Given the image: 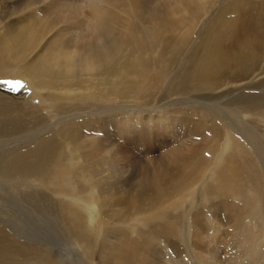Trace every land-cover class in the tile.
<instances>
[{"label": "rangeland", "instance_id": "374dc122", "mask_svg": "<svg viewBox=\"0 0 264 264\" xmlns=\"http://www.w3.org/2000/svg\"><path fill=\"white\" fill-rule=\"evenodd\" d=\"M52 1L53 0H51V2ZM138 1L139 0H137V1L136 0H119V3H113L112 2V5H113L112 9L115 10V11L113 10L114 12H112V13H118L119 10H121L123 13L126 14L124 24L122 23L120 17L117 14H116L117 18H113L118 23V27H116V26H114L108 22V26H109L110 31L112 33H114L115 35L119 36V42H118L119 46L117 48V51H116V54L114 57L117 60V61L115 60V63H114L116 65V69L113 70V72L111 73V77H110L111 79H109V81H111L112 84H114V85L112 86L113 87L112 92H109V93L103 92L104 91L103 89H105L108 85L106 80H105V82H102V83H107V84H105L106 87H105V85L104 86L100 85V87L97 85L96 91L103 92V93H101L99 96L96 97V99H94L96 101L99 100L97 103L103 104L104 102H102L100 100L105 99V97L107 96L106 98H111L113 100V102L110 101V104H106V105H108L107 107H109V106L115 107L116 105H121L120 107L123 108L121 110L114 111V115L116 118L114 119V121H113V119H110L108 121L107 125H110V127L108 129L109 134H110L109 135L110 140L116 144H120L121 146H125L128 149V152H127L128 159L126 160V162H127L126 163V169H127L126 175L127 176L125 175V178L122 179L121 184H113L111 179H109L108 182L100 183V184H102V185H100V187L102 186V188H100V194L101 195H97V197L100 200L97 201L98 200L97 199L96 202L98 203V205L101 208L100 207L95 208V205L91 202V201H93L92 199L90 200L91 204L89 206H87L86 204H88V203H84L81 200L78 201L79 199L76 196H65V193L63 194L62 192H60V190H56V191L54 190L55 186L61 185V184L62 185L68 184L71 181V179L73 181L81 180V182H87L88 178L86 176L85 177L82 176L84 173H86L85 172L86 170L83 171L79 166L82 164V160H86V163H91L93 161H99V163H100V160H101L100 156H102L104 154V150H106V149L108 150V148H107L108 146L105 145L106 142L101 139V137L103 136V134L100 133L101 127H103L101 124V121H97V122L93 123V125L101 126L98 131H96L97 129H94L91 126L92 123L84 124L83 125L84 127L82 126L83 128L79 126V128H81V129H79V131H81V133L83 132L84 134H85L86 130H88L92 127L96 131V135L99 139L94 140V142L90 145H85L83 142H81L84 139L80 138L79 135H76V134L73 135L72 137L69 136V137H64L62 139V141H61L62 152L65 154H72V156L74 157L73 162H74V164H78L79 168L78 169H72V170H74L73 172H72V170L68 169L70 176L72 175L71 177L66 176V169H62L60 171L59 175L57 176V178L53 182L46 184V186H47L46 191L48 190L47 193H51V192L55 191V194L46 195L47 198L46 197L45 198H46L47 202H49L48 203L49 207H51L52 201L54 199V200H57V202H59V205H62V207L64 205V209L66 207H67L66 209H68L70 206H72L76 210L80 211L82 213L81 214V217H82V223L81 224L83 226H85L83 229L85 231H87V233L81 234L78 231L74 232L73 229L71 231H67L65 229L64 234H62L61 230L58 229L56 222L54 221V218H52L53 212H52V210L50 211L49 208L46 210V212L44 210H42L44 214L42 213V211H40L43 214L42 220L44 222L41 220L42 214L40 215V217L39 216L36 217V215H35V217L33 218L34 220H30L31 218L26 217V214L24 211L25 208H24V205H22L23 203L18 200V197L20 195L14 194L12 192L9 193L10 192L9 190H1L0 191V219H1L0 220V230L5 233V234H3V236H4L3 239L5 241V239L8 237L9 242H10V240L16 241L18 243L25 242V244H27L28 246L31 245L33 248L32 250H35V251L40 250V248L45 249L46 253H43V258H44L43 264H68V263L69 264H210V261H212L211 262L212 264H214V263L215 264H220V263L221 264H251V263L252 264H264V186H263L264 185V183H263V181H264V169H263L264 166L261 165L262 164L261 160L258 157H256L255 152L251 148V145H254V144H260V145L264 146V105H262V104H264V99H263L264 98V91H263L264 90V81H263L264 80V72L261 76H255V78H253V82L255 84L252 82L251 86L249 85L246 87V86L240 85V87L236 90H235V87H232L231 92H227L226 94H223L224 92L222 89L211 92L214 95H220L219 99H207V97H205L211 93L197 94L194 92L191 94L189 93L187 95H181L182 97L179 96L178 94H175L174 91H170L168 89L166 81L168 79V76H170V74H173L175 72L176 69H173V68H177L179 63L172 66V70L169 73H168V71L163 72V70H162L167 66V60H168V58H170L172 49L175 47V45L177 43H179V44H177L179 50L180 51L183 50L182 52H180V55L182 56V54H185L188 51L190 45L192 44V41H194L196 39L195 35L199 31L200 25L204 21H206L209 18V16H211L212 13H214V15L216 14V12L218 11L219 7L221 6L223 0H214V1L213 0H170L169 2H167L168 4L166 3L161 7V10L165 9V11H163L162 14L159 15L158 18L156 17L155 19L145 17V10H144L145 8L143 6V3H141V2L138 3ZM177 1H179V2L176 4ZM251 1L253 3H264V0H251ZM8 2L10 3V5H8L6 7V6H4L5 4H3V2L0 0V22L3 20L5 22H10V21H14L17 18H19V16H28L33 10L35 12V9H36L35 6L37 8L41 7L40 9L38 8L39 11L36 12L37 14L35 13L36 14L35 18L38 17L37 19H39V16H40L41 22H37L35 27H33V25L30 24V32L34 33V39L36 40L35 43L38 45L36 46L35 43L32 44V41L34 39L31 42L27 43V46H25L26 51L23 52V54H21L19 58L24 57L23 58L24 60L25 59L28 60V59L32 58L33 56H35L38 49L40 48V44L43 43V41L47 37H49L54 32V30H56V29L62 30L61 32H63V34H61L62 35L61 37L63 39L65 38V36L69 35V31L66 28L68 26L67 20L60 18L59 21H52L50 15H54L55 13L52 11L50 12L49 9H46L50 5H48V4L45 5V3L42 4V2H39L38 4H40V5L35 3L34 6L33 5L30 6V5H27L26 3L22 2V1L20 3V0H15V2H14V0H8ZM58 2H59V0H58ZM173 2H174V5H173L174 7L172 6ZM108 3L110 4L111 1H109ZM137 3H138V5H137ZM140 4L142 6H140ZM42 5H44V6H42ZM2 6H4L5 8ZM22 6H23V8H21ZM133 6H135V7H133ZM168 6H169V8H168ZM188 6H189V8H188ZM248 6L253 7V5H248ZM85 7L86 6H82L83 11L87 10V7L86 8ZM97 7L98 8H96V11L99 12V10H101V5H97ZM132 8H134V10ZM136 8H138V9H136ZM25 9L26 10L28 9V10L24 11ZM38 9H36V10H38ZM142 9L144 10L143 13H142V11H143ZM51 10H53V9H51ZM185 10H187V11H185ZM177 11H179L180 14H178ZM34 12H32V13H34ZM182 12L183 13L185 12V13L183 14ZM45 13H47V14H45ZM169 13H170V15H169ZM45 17L46 18L48 17L46 20L47 22L43 21V19L45 20ZM144 18H145L146 22L143 20ZM169 18H171V19L169 20ZM179 19H182V20L179 21ZM214 19L215 18L212 19L211 23L213 22ZM163 20L166 21L167 23H165ZM175 20L179 21L176 25L174 23ZM140 21H141V23H139ZM28 22H30V21H27L26 23L21 24V26L26 27L28 25L27 24ZM44 23H45V25H44ZM171 23H174V24L172 25ZM141 24H142V26H141ZM167 24L172 25L173 27L172 26L170 27ZM38 25H39V27H38ZM42 25H43V27H42ZM136 25H137V28L139 27L141 29H137ZM38 28H39V30L37 33L35 31ZM135 28L137 29V31ZM0 30H1L0 32H2V24H0ZM134 31H135V33L136 32L137 33L134 34ZM161 31H163V32H161ZM118 32L120 33V35ZM176 38H178L179 39L178 41H180V42L176 41L177 40ZM186 38H187V41H186ZM185 41H186V43H185ZM45 53H46V56L48 55L47 57L54 56L52 54L53 48H52V50L48 49V52L46 51ZM120 53H121V55H120ZM60 55H62V54L60 53ZM180 55L177 58H180L181 57ZM118 56H119V58H118ZM124 57H126L125 62H123ZM136 58H138V59H136ZM127 59H129V60H127ZM11 60H9L11 62L10 63L11 65L9 64V67L15 65V63L12 62ZM119 61L123 62L122 65ZM145 61H146V63H145ZM148 61H150V62L148 63ZM138 62H140L142 64L141 65L137 64ZM163 62L165 63L164 66H162L164 64ZM147 64H149V65H147ZM261 64L263 65L264 62H261ZM126 65H127V67H126ZM142 65H144L145 67L147 65L146 68L149 67V69L146 71V68ZM139 67L140 68L144 67L145 69L142 68V71H140L141 69H139ZM150 67H151V69H150ZM162 67H164V68H162ZM128 68H130V69H128ZM143 70L146 71V73ZM149 70L150 71L152 70V71L150 72ZM148 71H149V73H148ZM125 72L126 73L129 72V74L127 73L128 74L127 75ZM152 72H153V74H152ZM6 73H8V69H5V71L0 70V81L9 80L8 76L4 77L5 75H7ZM150 73H151V75H150ZM119 74H122V75L119 76ZM134 74H135V76H134ZM139 74H141L143 78L141 77V75L139 76ZM154 74H155V76H154ZM156 74H157V77H156ZM131 75H132V77H130ZM158 75L160 77H158ZM114 77H116V79ZM124 77H127L130 81H132L133 85L131 84L132 87H130L131 89L129 90V93L126 95V98H125L126 101L124 100L123 102H120V103H122V104H120L119 101L117 100L118 90L122 86V81L124 80ZM146 77H148V78H146ZM154 77H156V78H154ZM13 78L14 77H10V80L15 79V78L14 79ZM132 78H134L135 80L137 79L138 82H140V81L141 82L135 83L136 81ZM144 78L147 79L148 83L146 82V80ZM16 79L18 80V78H16ZM164 79H166V81ZM142 81H144V82H142ZM259 81H261V82H259ZM18 82H19L18 86L20 88L21 93L19 95H15V97H13L12 99H14L17 102H21V104H19V106H16V108L12 109L13 111L11 110V113H13L12 117L15 118L14 121H16L17 123L21 122V123H26L27 125H30L29 130L32 129V127L36 128L39 125L46 123L47 125H49V127H48L49 128V134L53 133L60 125V122L58 121V119H60V117H62V116L70 115V114H59L58 112H59V109H61V107H58V106L55 107L56 105H53L52 107L49 108L47 106L48 102L45 101L46 91L45 92L43 91L40 93L36 92L26 78L18 80ZM227 82H228V80H227ZM242 82H245V80L238 81V84L242 83ZM142 83H146V85H142ZM163 83H165V84H163ZM257 83L259 86H256ZM135 84L137 86L140 85V86H138V89L142 88V86H143V89H139V90L137 89V91H136L137 86ZM102 86H103V88H102ZM156 86H158L157 87L158 89L156 88ZM95 87H96V85H95ZM144 87H145V89H144ZM150 87H151V89H150ZM223 88H225V87H223ZM133 89H134V91H133ZM166 89H167V91H166ZM105 90L107 91V88ZM162 90H163V92H162ZM33 91H35V92H33ZM135 91H136V94L132 93ZM143 91H145V93ZM156 91H158V92H156ZM165 91H166V93H165ZM142 92H143L144 96H142L143 95V94H141ZM154 92H156V95ZM111 93H114V94H111ZM138 94H141V96H139ZM165 94H166V96H165ZM101 95H102V97H101ZM108 95H109V97H108ZM172 95H174V96H172ZM189 95L191 96V98ZM129 96H130V98H129ZM175 96H177V97H175ZM187 96H188V98H187ZM113 97L115 99H113ZM163 97L166 99H164ZM172 97H174V98H172ZM259 98H260V100H259ZM231 99L232 100L238 99V104H239L238 109L241 110V114L244 116V117L242 116L243 120L241 119L240 114H238L239 115L238 116L236 114L235 110L228 107L227 104H229V100H231ZM131 100H133V101H131ZM140 100L141 101L143 100V101L141 102ZM242 100H243V102H242ZM42 101H44V102H42ZM143 102L147 103L148 105L143 103ZM187 102H190V103H188L189 106H187L188 105ZM226 102H228V103H226ZM191 103L193 104V106L191 105ZM197 103H200V104L198 105ZM182 104L186 108L183 107ZM204 104H207V105L210 104V105L206 106ZM174 105H175V107H174ZM22 106H23V108H22ZM251 107H253V108H251ZM24 108L27 110H25ZM63 108H64L63 110L66 112H73V111L77 110V108H75V107L73 108V107L68 106V105H63ZM83 108H84V106H83ZM210 108H212L213 110ZM228 108H229V110H228ZM19 109H20V111H19ZM94 109H96V107L93 105L85 106V110H87V111L94 110ZM97 109L100 110L99 108H97ZM122 110H123V112H121ZM139 110H140V112H139ZM186 110H187V112H186ZM211 110H212V112H211ZM21 111H22V113H20ZM35 111H36V113H34ZM118 111H120V112H118ZM122 114H123V116H122ZM124 114L127 116H124ZM135 114L138 116H136ZM233 114H234V116H233ZM27 115H28V117H26ZM85 116L90 117L89 115L88 116L85 115ZM118 116H120V117H118ZM46 117H47V119H46ZM176 117L182 121L181 124L176 122ZM0 118H2V117L0 116ZM2 119H5V118H2ZM157 119H158V121H157ZM10 120H11V118H10ZM10 120H8V122H4V123L1 121V123H0V139H2V138L6 139L7 137L10 138L13 136V134H10L11 132L9 129L12 128L11 123H13L14 121H12L10 123ZM22 120H26V121H22ZM150 120H152V121L150 122ZM153 120H154V122H153ZM166 120H168V122H166ZM113 123H114V125H113ZM122 123L124 124V129L126 130V132H128V135L120 138L118 135V131L120 130V126ZM228 124L229 125L231 124V125L229 126ZM16 125H19V124H16ZM85 125H86V127H85ZM179 126H180V128H179ZM191 128L192 129L194 128V129L192 130ZM235 128H236V130H235ZM227 129H229L228 132H227ZM90 130H92V129H90ZM102 130H104V128H102ZM197 130L199 132H197ZM208 130H209V132H208ZM242 130H243V132H242ZM200 131H202V132H200ZM206 132H207V134H206ZM169 133H170V135H169ZM216 133H217V135H216ZM208 134H210V137ZM222 135H224L225 138ZM232 135H234V136H232ZM202 136L203 137L205 136V137L203 138ZM213 136H215V137H213ZM197 137L199 138V140L197 139ZM206 138H208V139L210 138V139L208 140ZM223 138L225 141L223 140ZM248 138L249 139L254 138V139H252V141L250 140L252 143L249 141ZM213 139L215 141L212 142ZM232 139L234 140V142H232ZM21 141L25 142V141H27V139H22ZM226 141H228V142H226ZM237 141H238V143H237ZM253 141L254 142L257 141V142L254 143ZM177 142H179V143H177ZM235 142L240 147L243 145V147H241V148H239V146L237 147V144H235ZM239 142H240V144H239ZM1 143L2 142H0V144ZM212 143L214 146L210 145ZM217 143H219V144H217ZM159 144H161L162 146ZM172 144H173V146H172ZM178 144L180 146H177ZM197 144H199V145H197ZM203 144H206V146L205 145L203 146ZM208 144L210 145V147L208 146ZM216 144H217V146H216ZM101 145H103V146L101 147ZM112 147H110V148H112ZM171 147H173V148L176 147V149L179 148L178 150H180V153H181L180 155L186 156V154H187V156L190 158H188L186 156L184 158V160H186L185 162H184V160L182 162H178V163L173 162L171 152H173L175 149H173ZM205 147H206V149H205ZM212 147L214 148V150ZM215 147H216V149H215ZM87 149L89 151L92 149L91 150L92 152L87 153V154L84 153ZM202 149L204 151H202ZM209 149H210V151H209ZM235 149H236V152H235ZM241 149H243V150H241ZM245 149L248 152L247 151L245 152L244 151ZM206 150H208V152H210V153H208ZM192 151L194 152V154ZM195 152H197V153H195ZM190 153H192V154H190ZM97 155H99V156H97ZM143 155H145V156H143ZM209 155H210V157H208ZM197 156L201 160L199 158H197ZM150 157H151V159H149ZM195 157H196V159H198V162L195 159ZM191 158H192V160H191ZM123 159H125V158L123 157ZM187 159H189L193 163H191ZM209 159H210V161H209ZM244 160H246L245 161L246 165H244L245 164ZM139 161H141V162H139ZM171 162H173V163H171ZM200 162H201V164L199 165ZM207 162L208 163L210 162V163L208 164ZM86 163H83V164H86ZM190 163L192 166L194 163H196V164H195V166L192 167L190 165ZM197 163H198L199 167H197L198 166ZM101 164H104V163H101ZM101 164H99L100 167L98 164H96V167L98 166L97 169L101 170V168L103 166ZM224 164H226V165H224ZM150 165H152V166H150ZM162 165H164V166H162ZM179 165H183V166H179ZM242 165L246 166V168L248 166L249 169L242 168V167H244ZM252 165H254V166H252ZM127 166H128V168H127ZM170 166H172V167H170ZM189 166H191V167H189ZM204 166H205V168L206 167L207 168L205 169ZM238 166L241 167V169L238 168ZM148 167L149 168L151 167L149 169V171H147ZM163 167L166 169H164ZM225 167H226V169H225ZM250 167H251V170H250ZM253 167H254V169L255 168L257 169V167H258V170H256V169H255V171L252 170ZM191 168L193 170V175H192V172H190L191 170H189ZM134 169H139V175L141 174V177H142V179H141L142 183H140L139 185H136V183H135L134 175H135L136 170L134 171ZM185 169H187V170H185ZM233 170H235V172ZM146 171H147V173H146ZM170 171H171V173H170ZM188 171H189V173H186ZM154 173L159 174V175L161 174L160 178L161 179L163 178L162 180L159 178V180H161V182L163 183L162 184L163 186L161 185L160 181H159V183L155 182L158 184V187L160 189H158V187L155 189L156 184L154 183V181H151L152 176H154ZM207 173H208L209 179L208 178L204 179V177H205V175H207ZM178 174H179V177L182 176V177H180V179H177ZM185 174H188V175H185ZM139 175H138V178L140 179ZM189 175H190V177H189ZM233 175H235V176H233ZM172 176H174V177H172ZM186 176H188V177H186ZM191 176H192L193 180L191 179ZM227 176H230V178L228 177L229 182L231 183L229 186L232 185V187H233L235 185L233 188L229 187L227 189L228 185H225L228 182ZM169 177H171L170 180H169ZM231 177H233V178H231ZM172 178H173L174 182H173ZM184 178L185 179L187 178L186 181L184 180ZM234 178H235V180H234ZM237 178H238V180H236ZM182 179H183V181H182ZM216 179L218 180V182L215 181ZM231 179H233L232 182L235 183L234 185L230 181ZM171 180H172V182H171ZM175 180H177L178 182H176ZM187 180H190L191 182L190 181L188 182ZM237 181L239 182V184L237 183ZM220 182L221 183L223 182V183L221 184ZM257 182L259 183V185ZM199 183H200V185L202 183V185L200 186ZM211 183H212V185H211ZM214 183L217 186L216 188L214 187L215 186ZM217 183H219L220 185ZM236 183L238 185H236ZM260 183L262 186L260 185ZM116 185L117 186L123 185L124 187H123V189H121L122 191L117 189ZM130 185L132 186V189H131ZM172 185L173 186L175 185V187H172ZM183 185H185V186H183ZM151 186L153 189L150 188ZM107 188H109L108 189L109 191L107 190ZM126 188H127V190H126ZM134 188L135 189L137 188V189L135 190ZM142 188H143V191H142ZM198 188L199 189L201 188V190L203 191V195L200 198H197V196L195 194L196 192L198 193V191H201V190H198ZM218 188H220V189H218ZM147 189H148V191H147ZM193 189H195V190H193ZM231 189H234L235 192ZM94 190L95 189L92 186L91 191H92L93 196H94V192H96V190L95 191ZM125 190H126V195L124 196L123 193L125 192ZM144 190L146 192H144ZM152 190H154L155 192L154 191L151 192ZM261 190H263V191H261ZM129 191L132 192L131 194H133L131 199H130L131 194ZM157 191L158 192L160 191L161 193L160 192L157 193ZM166 191H168V192L165 193ZM121 192H122V194L120 195ZM231 192H232V194H231ZM238 192H239L240 196H239ZM113 193L115 194V197H117V198H115L113 196L114 195ZM135 193H137V194L134 196ZM141 193H144V194H141ZM140 194L143 195L145 198L142 197ZM154 194H157V195L155 196ZM163 194L165 195V197ZM168 194H171V195H168ZM236 194L239 196L238 199H237L238 196ZM108 195L110 196V199L108 198L109 200L107 201L106 199H107V197H109ZM145 195H148V196H145ZM241 195H243V197ZM118 196L121 199L118 198ZM149 196L153 200H150ZM158 196H160L159 197L160 199L158 198ZM166 196H168V199L170 202L168 201ZM170 196H172V197L169 198ZM103 197H104V199H103ZM140 197H142V199L139 200ZM147 197H149V198H147ZM244 197L246 199H249L250 201L246 200ZM94 198H96V197L94 196ZM124 198L126 199V201ZM133 198L135 201L132 200ZM154 198L155 199L157 198V200H154ZM163 198H164V202H163ZM240 198H241V200H240ZM117 199H120V201L119 200L117 201ZM198 199H201V200L198 201ZM110 200H111V202H110ZM115 200H116V202H115ZM128 200L131 201L132 203L130 204V202H129L126 204V202H128ZM136 200H138V201H136ZM165 200H167V202ZM63 201H64V203H62ZM112 201L114 203H112ZM147 201H149V204H151V205L148 204L149 206H147V204H146ZM151 201L152 202L155 201L154 202L155 205H154V203L152 204ZM139 202H141L140 204L143 205L142 208H140L142 205L139 206ZM103 203H104V205H103ZM116 203L118 204V206H116L117 205ZM157 203L160 206H156ZM160 203L162 205H164L165 207L162 206ZM166 203H168V204H166ZM246 203H248L247 205H249V206L245 205ZM254 203H255V205H254ZM112 204L114 205V207ZM120 204H126L127 206H125V207H128L129 204H130V206H129V208L125 209V207H123V205H120ZM133 204L137 205L136 207L133 206V209L135 211L133 209H130V208H132ZM144 204H146V205L144 206ZM200 204H201V206H200ZM15 205H16V207H15ZM17 205H19V206H17ZM152 205H154V206H152ZM243 205H245V206H243ZM103 206H105V207H103ZM108 206H112V208L108 207ZM193 206L195 208H193ZM212 206H213V208H212ZM214 206L217 210L214 208ZM220 206H222V208ZM134 207L135 208L138 207L139 209H135ZM149 207L151 209V211H149V212L152 215H149L150 213L147 212V210H149ZM152 207H154V208H152ZM78 208H80V209H78ZM120 208H124V210L121 211ZM165 208L168 209L169 211L166 210ZM99 209H101L102 211ZM107 209H109L108 212H107ZM127 209L129 211H127ZM235 209H237V210H235ZM238 209H240V210L238 211ZM112 210L115 211L114 215L112 214L113 213ZM100 211L101 212L104 211L103 212L104 215ZM116 211L119 212V214H117ZM132 211L134 212V214H130V213H133ZM208 211H209V213H208ZM157 212H158V215H157ZM166 212H168V214ZM120 213H122L121 214L122 216L120 215ZM146 213L147 214L149 213V214L147 215ZM129 214H130V216H129ZM195 214H197V215H195ZM210 214H212V215H210ZM64 215H67V213L65 212ZM145 215H146V217H145ZM163 215H164V218L162 217ZM168 215H170V216H168ZM194 215L197 218H195ZM1 216H3V217H1ZM99 217H102L103 219L99 218ZM134 217H135V220H136V218H138V219L135 221ZM157 217L158 218L160 217V218L158 219ZM97 219H99V220H97ZM148 219H150V221ZM126 220H127V222H126ZM31 221H33V222L36 221V222L32 223ZM50 221L52 222V224ZM98 221H100V222H98ZM123 221H124V223H123ZM154 221H156V224ZM87 222H89V223H87ZM83 223H85V225ZM108 224H109V226H107ZM174 224H175V226H174ZM254 224H257L258 226L254 225ZM65 225H66L65 226V228H66L67 224H65ZM167 225H169V226L167 227ZM11 226H13V227H11ZM14 226H16V227H14ZM54 226H56V227H54ZM111 227H112V229H111ZM160 227L163 229V231L165 232L166 235L164 234V232L162 231V229ZM196 227H197V231L194 230V229H196ZM249 228H251L252 230H250ZM118 229H119V231H118ZM259 229H261V231ZM159 231H161V232H159ZM199 231H201V232H199ZM110 233L112 234V236ZM172 233H174V234H172ZM200 233H202V234H200ZM195 235H197V237ZM111 237H112V239H111ZM153 237H156V238H153ZM162 237H164L163 238L164 240L162 239ZM193 237H195V238H193ZM207 238H209L210 240H208ZM253 238H254V240H253ZM200 242H201V244H200ZM206 243H208V244H206ZM247 245H248V248H247ZM251 245H253V246H251ZM205 247H206V249H205ZM4 250H5V254H3ZM200 250H201V252H199ZM8 251H9V249H4L3 246L2 247L0 246V256L8 258V259L10 258V260H11L12 257L10 255H8L9 254ZM213 255H214V257H213ZM203 256H205L206 259ZM208 256H211V258H209ZM193 258H195V259H193ZM251 258H253L254 260ZM19 259L22 260L21 258H19ZM20 260L15 259L16 262L21 263ZM204 260H206V261H204ZM218 260L220 263L218 262ZM213 261H214V263H213ZM225 262H227V263H225Z\"/></svg>", "mask_w": 264, "mask_h": 264}, {"label": "bare ground", "instance_id": "6f19581e", "mask_svg": "<svg viewBox=\"0 0 264 264\" xmlns=\"http://www.w3.org/2000/svg\"><path fill=\"white\" fill-rule=\"evenodd\" d=\"M3 2V4H5L4 6H8L10 5V3L8 2V0H1ZM24 2L27 5H33L35 3H39L42 2L50 6H48L46 9H49V11L54 12V15H50L52 21H59L60 18H63L64 20L68 21V26L66 27L67 30L69 31V35L65 36V38L63 39L61 36V34H63V32H61L62 30H54V32L47 37L43 43L40 44V48L38 49L37 53L35 54V56H33L30 59H23L19 58L21 54H23V52H25V46H27V43L31 42L34 39V33L30 32V24L33 25V27L36 26L37 22H41L40 21V16L39 19H37L38 17L35 18L36 16V12L39 11V9L41 8H37L35 6V12L34 10L32 13L30 10V14L28 16H19V18H17L14 21H10V22H5L3 19V21L0 22V24H2V32H0V70H4L8 69V73H6L7 75H5L4 77L8 76L9 80L7 81H0V116L2 119L0 118V123L1 121L4 122H8V120H10V123L12 121L15 120L13 116V113H11V110L16 108V106H19V104H21V102H17L14 99H12L13 97H15V95H19L20 92V88L18 86L19 82L18 80L21 79H27L28 82L30 83V85L33 87V89L40 93V92H45L46 91V98L45 101H47V106L50 108L53 105H56L55 107H61V109H59V114H70V115H65L60 117V119H58V121L60 122L59 127L53 132L49 134V125H47L46 123H43L41 125H39L38 127L34 128L32 127V129L29 130V126L26 123H17L16 121H14L13 123H11L12 128H10V134H13L12 137H7L0 139V142H2L0 144V191L1 190H9V193H14V194H18L20 195L18 197V200L20 202H22L24 205V211L26 214L27 218H31L30 220H34L33 218L35 217H40V215L43 213L42 210H44L46 212V210L49 208L50 211L52 210V218H54V221L56 222V225L58 227L59 230H61L62 234H64V230L66 229L67 231H71L73 229V231H78L79 233L83 234V233H87V231H85L83 228L85 226H83L82 223V217H81V212L76 210L74 207L70 206L68 209H64V205L62 207V205H59V202H57V200L52 201V205L51 207L48 206L47 200H46V195H52L55 194L56 190H60V192H62L63 194L65 193V196H76L79 200L78 201H82L84 203H88L86 204L87 206H89L91 204V202L95 205V208L100 207L98 205V203L96 202L99 201L100 199L97 197V195H101L100 194V188H102V186L100 187V183H105L108 182L109 179H111L113 184H121L122 179L125 178L126 175V160L128 159V149L125 146H121L120 144H116L114 142H112L109 138V127L110 125L108 124V121L110 119H114L116 118L114 115V111L117 110H121L123 109L122 107H120L121 105H116L115 107H107L108 105L106 104H110V101L113 102V100L111 98H106L102 99L100 101L104 102L102 103H97L98 101L94 100L96 99L97 96H99L101 93H109L112 92V86L114 84H112L111 81H109V79H111V73L113 72L114 69H116V65L115 63V54L117 51V48L119 46L118 42H119V36L115 35L114 33H112L109 29L108 26V22L111 23L112 25L118 27V23L113 19V18H117V15L120 17L122 23L124 24L125 22V17L126 14L123 13L121 10H119L118 13H112L115 10L112 9L113 3H119V0H53L51 2V0H20V3ZM111 1V3L109 4L108 2ZM137 1V0H136ZM170 0H139V2L143 3L144 6V10H145V17L147 18H158L159 15L162 14L164 10H161V7L166 4L167 2H169ZM214 1V0H213ZM225 1V2H224ZM15 2V0H14ZM18 2V1H17ZM179 1L176 2V4ZM225 4H224V3ZM136 3V2H135ZM137 3V5H138ZM171 3V2H170ZM169 3V4H170ZM168 4V3H167ZM181 4V3H180ZM22 5V4H21ZM40 5V4H38ZM97 5H101V10H99V12L96 11ZM174 5V2L172 4V6ZM205 5V4H204ZM207 5V4H206ZM209 5V4H208ZM248 5H253L252 6H248ZM2 6V7H4ZM14 6V5H13ZM26 6V5H25ZM24 6V7H25ZM32 6V7H33ZM44 6V5H42ZM82 6H86L87 10L83 11ZM140 6H142L140 4ZM167 6V5H166ZM170 6V5H169ZM168 6V8H169ZM176 6V5H175ZM85 7V8H86ZM135 7V6H133ZM174 7V6H173ZM177 7V6H176ZM175 7V8H176ZM200 7V6H199ZM5 8V7H4ZM10 8V7H9ZM23 8V6L21 7ZM34 8V7H33ZM164 8V7H163ZM162 8V9H163ZM178 8V7H177ZM189 8V6H188ZM20 9V8H19ZM53 9V10H51ZM134 10V8H132ZM138 9V8H136ZM179 9V8H178ZM187 9V8H186ZM202 9V8H201ZM22 10V9H21ZM28 10V9H27ZM26 9L24 11H27ZM108 10V11H107ZM114 10V11H113ZM132 10V11H133ZM140 10V9H139ZM143 10V9H142ZM144 10L142 11V13L144 12ZM170 10V9H169ZM200 10V9H199ZM20 11V10H19ZM47 11V10H46ZM48 11V12H49ZM175 11V10H174ZM187 11V10H185ZM22 12V11H21ZM47 12V13H48ZM178 14H180L179 11H177ZM196 12V11H195ZM24 13V12H23ZM36 13V14H35ZM44 13V12H43ZM45 13V14H47ZM132 13V12H131ZM165 13V12H164ZM183 13V12H182ZM185 13V12H184ZM183 13V14H184ZM228 13V14H227ZM3 14V13H2ZM51 14V13H50ZM117 14V15H116ZM137 14V13H136ZM174 14V13H173ZM7 15V14H6ZM24 15V14H23ZM170 15V13H169ZM168 15V16H169ZM172 15V14H171ZM4 16V15H3ZM135 16V15H134ZM138 16V15H137ZM49 17V16H48ZM47 17V18H48ZM197 17V16H196ZM4 18V17H3ZM7 18V17H6ZM47 18L45 17V20L43 19V21L47 22ZM215 18L213 20V22L211 23L212 19ZM134 19V18H133ZM171 18H169L170 20ZM10 20V19H9ZM145 21V18L143 19ZM167 20V19H166ZM174 20V19H173ZM182 19H179V21ZM188 20V19H187ZM195 20V19H194ZM28 22L26 27H22L21 24ZM142 21V20H141ZM141 21L139 23H141ZM164 21V20H163ZM178 20H175L174 23L175 25L179 22ZM146 22V21H145ZM165 23H167L166 21H164ZM171 22V21H170ZM169 22V23H170ZM182 22V21H181ZM160 23V22H159ZM174 23H171L172 25ZM187 23V22H186ZM47 24V23H46ZM132 24V23H131ZM45 25V23H44ZM140 25V24H139ZM168 26H172L167 24ZM183 25V24H182ZM64 26V25H63ZM142 26V24H141ZM32 27V28H33ZM39 27V25H38ZM43 27V25H42ZM173 27V26H172ZM185 27V26H184ZM194 27V26H193ZM134 28V27H133ZM137 28V25H136ZM135 28V29H136ZM44 29V28H43ZM47 29V28H46ZM137 29H141V28H137ZM136 29V31H137ZM171 29V28H170ZM38 29H36L35 32L38 33ZM1 31V30H0ZM34 32V31H33ZM163 32V31H161ZM185 32V31H184ZM119 33V32H118ZM137 33V32H136ZM134 31V34H136ZM157 33V32H156ZM193 33V32H192ZM66 35V34H65ZM120 35V33H119ZM38 36V35H37ZM183 36V35H182ZM194 36V35H193ZM196 39L194 41H192V44L190 45L188 51L185 54H182V56L180 55V51L177 44L175 45V47L172 49L171 51V55L170 58H168L167 60V66L162 69L163 72H171L172 70V66L176 65L177 63H179L177 68H173L176 69L175 72L173 74H170V76H168V79L166 81V79H164L167 82V86L168 89L170 91H174L175 94H178L179 96L181 95H187V94H191V93H197V94H206V93H211L213 91L216 90H223V94H226L227 92H231V88L235 87V90L238 89L241 86H251L252 82H253V78H255V76H261L264 72V64L262 65L261 62H264V3H253L251 0H223L221 6L219 7L218 11L216 12V14L214 15V13L211 14V16H209V18L204 21L199 28L198 33L195 35ZM184 37V36H183ZM182 37V38H183ZM190 37V36H189ZM174 38V37H173ZM181 38V39H182ZM188 38V37H187ZM186 38V41H187ZM175 39V38H174ZM178 41L179 39L176 38ZM41 40V39H40ZM185 41V43H186ZM36 42V40L34 39L32 41V44H34ZM180 42V41H178ZM191 43V42H190ZM36 44V43H35ZM183 44V43H182ZM181 44V45H182ZM188 44V43H187ZM38 44H36L37 46ZM189 46V45H188ZM35 47V46H34ZM53 48V55L54 56H46V51L48 52V49L52 50ZM187 50V49H186ZM35 51V50H34ZM170 51V50H169ZM30 52V51H29ZM33 52V51H32ZM31 52V53H32ZM60 53L62 55H60ZM49 54V53H48ZM170 54V53H169ZM121 55V53H120ZM181 56L180 58H177L178 56ZM23 56V55H22ZM119 58V56H118ZM117 58V59H118ZM125 58L124 57V61L125 62ZM148 58V57H147ZM12 59V60H11ZM138 59V58H136ZM146 59V58H145ZM149 59V58H148ZM9 60H11L12 62L15 63V65L9 67V64L11 63ZM129 60V59H127ZM126 60V61H127ZM142 60V59H141ZM144 60V59H143ZM9 61V62H8ZM117 61V60H116ZM7 62V63H6ZM120 62V61H119ZM123 62H120L121 65ZM150 61H148L149 63ZM155 62V61H154ZM157 62V61H156ZM3 63V64H2ZM127 63V62H126ZM146 63V61H145ZM164 63V62H163ZM118 64V63H117ZM137 64H142L140 62H138ZM136 64V65H137ZM144 64V63H143ZM11 65V64H10ZM128 65V64H127ZM126 65V67H127ZM135 65V66H136ZM149 65V64H147ZM146 65V67H147ZM155 65V64H154ZM165 63L162 65L164 66ZM139 66V65H138ZM144 66V65H142ZM145 67V66H144ZM142 67V68H144ZM145 67V68H146ZM153 67V66H152ZM156 67V66H155ZM125 68V67H124ZM142 68L139 67V69H141L140 71H142ZM144 68V69H145ZM130 69V68H128ZM138 69V68H137ZM149 69L146 68V71ZM151 69V67H150ZM118 70V69H117ZM121 70V69H120ZM134 70V69H133ZM161 70V69H160ZM144 71V70H143ZM146 71H144L146 73ZM150 71V70H149ZM148 71V73H149ZM152 71V70H151ZM150 71V72H151ZM126 73V72H125ZM129 74V72H127ZM126 73V74H127ZM156 73V72H155ZM167 73V74H168ZM127 74V75H128ZM132 74V73H131ZM136 74V73H135ZM134 74V76H135ZM153 74V72H152ZM113 75V74H112ZM122 74H119V76ZM141 74H139L140 76ZM151 75V73H150ZM149 75V76H150ZM2 76V75H1ZM115 76V75H114ZM133 76V77H134ZM138 76V75H137ZM138 76V77H139ZM155 76V74H154ZM10 77H14V80H10ZM132 77V75L130 76ZM142 77V75H141ZM157 77V74H156ZM154 77V78H156ZM158 77H160L158 75ZM18 78V80L16 79ZM116 79V77H114ZM119 78V77H118ZM137 78V77H136ZM143 78V77H142ZM141 78V79H142ZM148 78V77H146ZM153 78V77H152ZM5 79V78H4ZM134 79V78H132ZM138 79V78H137ZM137 79L135 80L137 83ZM140 79V80H141ZM145 79V78H144ZM2 80V79H1ZM105 80L107 81L108 85L106 87L105 84L107 83H102L105 82ZM147 82V79H145ZM228 80V82H227ZM241 80H245V82L239 83L238 81ZM150 81V80H149ZM157 81V80H156ZM155 81V82H156ZM264 81V80H263ZM141 82V81H140ZM138 82V83H140ZM144 82V81H142ZM261 82V81H259ZM133 82L130 81L127 77H124V80L122 81V86L121 88L118 90V98L117 100L120 102H123L124 100L126 101V95L129 93V90L131 89L130 87L131 84ZM148 83V82H147ZM254 83V82H253ZM150 84V83H149ZM156 84V83H155ZM161 84V83H160ZM165 84V83H163ZM255 84V83H254ZM96 85V87H95ZM97 85L100 87V85H105V87L107 88V91L105 89H103V92H98L97 90ZM133 85V84H132ZM136 85V84H135ZM142 85H146V83H142ZM153 85V84H152ZM158 85V84H157ZM262 85V84H261ZM102 86V88H103ZM137 86V85H136ZM140 86V85H138ZM138 86L136 88V91L138 89ZM256 86H259L258 83ZM146 87V86H145ZM144 87V89H145ZM155 87V86H154ZM158 86H156L157 88ZM225 87V88H223ZM261 87V86H260ZM263 87V86H262ZM139 89H143L139 88ZM138 89V90H139ZM148 89V88H147ZM151 89V87H150ZM158 89V88H157ZM101 90V89H100ZM99 90V91H100ZM161 90V89H160ZM33 91V92H35ZM94 91V92H93ZM134 91V89H133ZM132 92V93H135ZM142 91V90H141ZM146 91V90H145ZM145 91H143L145 93ZM159 91V90H158ZM156 91V92H158ZM167 91V89H166ZM165 91V93H166ZM264 91V90H263ZM116 92V91H115ZM139 92V91H138ZM143 92L141 94H143ZM156 92L155 95H156ZM161 92V91H160ZM159 92V93H160ZM163 92V90H162ZM117 93V92H116ZM114 94V93H111ZM141 94H138L139 96H141ZM43 95V94H42ZM110 95V94H109ZM108 95V97H109ZM240 95V94H239ZM245 95V94H244ZM133 96V95H132ZM131 96V97H132ZM144 96V94L142 95ZM166 96V94H165ZM164 96V97H165ZM171 96V95H170ZM174 96V95H172ZM190 96V95H189ZM220 95H214L213 93L205 96L207 97V99H219ZM102 97V95H101ZM153 97V96H152ZM163 97V98H164ZM177 97V96H175ZM182 97V96H181ZM37 98V97H36ZM99 98V97H98ZM130 98V96H129ZM142 98V97H141ZM174 98V97H172ZM188 98V96H187ZM191 98V96H190ZM257 98V97H256ZM113 99H115L113 97ZM139 99V98H138ZM166 99V98H164ZM183 99V98H182ZM264 99V98H263ZM42 100V99H41ZM181 100V99H180ZM260 100V98H259ZM133 101V100H131ZM135 101V100H134ZM141 101V100H140ZM143 101V100H142ZM141 101V102H142ZM145 101V100H144ZM158 101V100H157ZM171 101V100H170ZM174 101V100H173ZM172 101V102H173ZM179 101V100H178ZM177 101V102H178ZM182 101V100H181ZM44 102V101H42ZM129 102V101H128ZM192 102V101H191ZM243 102V100H242ZM259 102V101H258ZM145 103V102H143ZM158 103V102H157ZM190 102H187V104ZM194 103V102H193ZM221 103V102H220ZM228 103V102H226ZM122 104V103H120ZM147 104V103H145ZM186 104V103H185ZM195 104V103H194ZM198 105L200 103H197ZM262 104V103H261ZM63 105H68L71 107H75L77 108V110L73 111V112H66L63 109ZM87 105H93L96 107V109L94 110H85V106ZM148 105V104H147ZM150 105V104H149ZM176 105V104H175ZM174 105V107H175ZM191 105L193 106V104L191 103ZM206 106L210 105V104H204ZM218 105V104H217ZM229 108L235 110L236 114H240L241 115V119L243 120V115L241 114V110L238 109V99H231L229 100V104H227ZM264 105V104H262ZM27 106V105H26ZM42 106V105H41ZM84 106V108H83ZM114 106V105H113ZM183 106V104H182ZM189 106V104L187 105ZM224 106V105H223ZM245 106V105H244ZM243 106V107H244ZM185 107V106H183ZM212 107V106H211ZM225 107V106H224ZM23 108V106H22ZM94 108V107H93ZM97 108H99L100 110H98ZM186 108V107H185ZM228 108V110H229ZM253 108V107H251ZM25 109V108H24ZM89 109V108H88ZM91 109V108H90ZM157 109V108H156ZM160 109V108H159ZM162 109V108H161ZM165 109V108H164ZM212 109V108H210ZM23 110V109H22ZM27 110V109H25ZM29 110V109H28ZM213 110V109H212ZM211 110V112H212ZM215 110V109H214ZM232 110V111H233ZM246 110V109H245ZM251 110V109H250ZM13 111V110H12ZM20 111V109H19ZM127 111V110H126ZM125 111V112H126ZM158 111V110H157ZM210 111V110H209ZM17 112V111H16ZM15 112V113H16ZM25 112V111H24ZM120 112V111H118ZM123 112V110L121 111ZM134 112V111H133ZM140 112V110H139ZM160 112V111H159ZM158 112V113H159ZM187 112V110H186ZM226 112V111H225ZM18 113V112H17ZM22 113V111L20 112ZM36 113V111L34 112ZM116 113V112H115ZM130 113V112H129ZM144 113V112H143ZM254 113V112H253ZM49 114V113H48ZM145 114V113H144ZM160 114V113H159ZM158 114V115H159ZM22 115V114H21ZM30 115V114H29ZM41 115V114H40ZM85 115H89L90 117H86ZM136 115V114H135ZM134 115V116H135ZM176 115V114H175ZM205 115V114H204ZM33 116V115H32ZM123 116V114H122ZM124 116H127L124 114ZM138 116V115H136ZM140 116V115H139ZM216 116V115H215ZM226 116V115H225ZM234 116V114H233ZM239 116V115H238ZM237 116V117H238ZM243 116V117H242ZM20 117V116H19ZM28 117V115L26 116ZM120 117V116H118ZM248 117V116H247ZM17 118V117H16ZM21 118V117H20ZM24 118V117H23ZM47 119V117H46ZM119 119V118H118ZM124 119V118H123ZM127 119V118H126ZM133 119V118H132ZM239 119V118H238ZM44 120V119H43ZM54 120V119H53ZM117 120V119H116ZM115 120V121H116ZM125 120V119H124ZM156 120V119H155ZM170 120V119H169ZM236 120V119H235ZM240 120V119H239ZM22 121H26V120H22ZM97 121H101V124L103 127L98 126V125H93V123L97 122ZM118 121V120H117ZM126 121V120H125ZM136 121V120H135ZM152 120H150L151 122ZM158 121V119H157ZM162 121V120H161ZM225 121V120H224ZM237 121V120H236ZM51 122V121H50ZM146 122V121H145ZM154 122V120H153ZM152 122V123H153ZM166 122H168V120H166ZM176 122L181 124V120L179 118L176 117ZM235 122V121H234ZM55 123V122H54ZM86 123H92L91 126L94 129H97L96 131H98L101 127V132L103 134V136L101 137L102 140H104L106 143L105 145L108 146V150H104V154L102 156H100L101 160L100 163L99 161H93L91 163H86V160H82V164L79 165L80 168L85 171L86 173H84L82 176H86L88 178L87 182H81V180H75L73 181L71 179V181L68 184H64V185H57L54 187L53 192L51 193H47L48 190L46 184L47 183H51L53 182L57 176L59 175L60 171L62 169H66V176L71 177L69 174V170L72 169H78L79 166L78 164H74V157L72 156V154H65L62 152V144L61 141L64 137H69V136H73V135H79L80 138H83L84 140H82L81 142H83L85 145H90L94 142V140H98L99 138L96 135V131L91 127L90 129L86 130L85 134L81 131H79V126L82 127L84 124ZM115 123V122H114ZM113 123V125H114ZM198 123V122H197ZM233 123V122H232ZM19 124V125H16ZM160 124V123H159ZM9 125V124H8ZM142 125V124H141ZM220 125V124H219ZM229 125V124H228ZM227 125V126H228ZM231 125V124H230ZM229 125V126H230ZM143 126V125H142ZM234 126V125H233ZM239 126V125H238ZM10 127V126H9ZM52 127V126H51ZM56 127V126H55ZM84 127V126H83ZM82 127V128H83ZM86 127V125H85ZM117 127V126H116ZM168 127V126H167ZM183 127V126H182ZM236 127V126H235ZM8 128V127H7ZM102 128H104V130H102ZM118 128V127H117ZM175 128V127H174ZM180 128V126H179ZM232 128V127H231ZM234 128V127H233ZM239 128V127H238ZM192 129V128H191ZM194 129V128H193ZM192 129V130H193ZM175 130V129H174ZM188 130V129H187ZM229 129H227L228 132ZM236 130V128H235ZM234 130V131H235ZM245 131V130H244ZM174 132V131H173ZM183 132V131H182ZM187 132V131H186ZM197 132H199L197 130ZM202 132V131H200ZM209 132V130H208ZM243 132V130H242ZM260 132V131H259ZM45 133V134H44ZM178 133V132H177ZM101 134V135H102ZM205 134V133H204ZM207 134V132H206ZM212 134V133H211ZM256 134V133H255ZM118 135L120 138L127 136L128 132H126V130L124 129V124L122 123L120 126V130L118 131ZM170 135V133H169ZM203 135V134H202ZM210 137V134H208ZM217 135V133H216ZM215 135V136H216ZM225 135V134H224ZM224 135H222L224 137ZM231 135V134H230ZM172 136V135H171ZM179 136V135H178ZM182 136V135H181ZM200 136V135H199ZM213 136V137H215ZM234 136V135H232ZM95 137V138H94ZM151 137V136H150ZM203 137V136H202ZM205 137V136H204ZM203 137V138H204ZM218 137V136H217ZM221 137V136H220ZM219 137V138H220ZM228 137V136H227ZM250 137V136H249ZM146 138V137H145ZM169 138V137H168ZM175 138V137H174ZM188 138V137H187ZM192 138V137H191ZM190 138V139H191ZM225 138V137H224ZM223 138V140H224ZM255 138V137H254ZM254 138L249 139V141ZM22 139H27V141L22 142ZM180 139V138H179ZM197 139L199 140V138L197 137ZM208 139V138H206ZM210 139V138H209ZM208 139V140H209ZM217 139V138H216ZM230 139V138H229ZM81 140V139H80ZM171 140V139H170ZM178 140V139H177ZM183 140V139H182ZM188 140V139H187ZM193 140V139H192ZM203 140V139H202ZM219 140V139H218ZM18 141V142H17ZM180 141V140H179ZM201 141V140H200ZM204 141V140H203ZM206 141V140H205ZM215 141L214 139L212 140V142ZM221 141V140H220ZM225 141V140H224ZM250 141V142H251ZM258 141V140H257ZM255 141V142H257ZM15 142V143H14ZM79 142V141H78ZM181 142V141H180ZM187 142V141H186ZM190 142V141H189ZM198 142V141H197ZM208 142V141H207ZM228 142V141H226ZM232 142H234V140L232 139ZM254 142V141H253ZM254 142V143H255ZM179 143V142H177ZM184 143V142H183ZM199 143V142H198ZM211 143V142H210ZM221 143V142H220ZM238 143V141H237ZM235 142V144H237ZM252 143V142H251ZM250 143V144H251ZM76 144V143H75ZM190 144V143H189ZM207 144V143H206ZM206 144H203V146ZM219 144V143H217ZM216 144V146H217ZM225 144V143H224ZM240 144V142H239ZM124 145V144H123ZM161 145V144H159ZM185 145V144H184ZM199 145V144H197ZM210 145H213L210 144ZM210 145L208 144V146L210 147ZM227 145V144H226ZM82 146V145H81ZM103 145H101L102 147ZM113 146V147H112ZM162 146V145H161ZM173 146V144H172ZM177 146H180L179 144ZM202 146V147H203ZM207 146V147H208ZM214 146V145H213ZM220 146V145H219ZM218 146V147H219ZM239 145L237 144V147ZM76 147V146H75ZM98 147V146H97ZM112 147V148H110ZM197 147V146H196ZM222 147V146H221ZM243 147V145L241 146ZM239 146V148H241ZM161 148V147H160ZM173 148V147H171ZM213 148V147H212ZM251 148L253 149V151L256 154V157H258L261 162H262V166H264V146L260 145V144H254L251 145ZM89 149V148H88ZM86 150L84 153H90L92 152L91 150ZM173 149H175L173 152H171V156L173 158V162L178 163V162H182L184 160V158L187 156L185 155H180V150H178L179 148L176 149V147H174ZM184 149V148H183ZM198 149V148H197ZM206 149V147H205ZM216 149V147H215ZM238 149V148H237ZM131 150V149H130ZM212 150V149H211ZM214 150V148H213ZM212 150V151H213ZM243 150V149H241ZM202 151H204L202 149ZM208 152V150H206ZM205 151V152H206ZM210 151V149H209ZM221 151V150H220ZM219 151V152H220ZM245 152L247 151L246 149L244 150ZM168 152V151H167ZM193 152V151H192ZM201 152V151H200ZM236 152V149H235ZM248 152V151H247ZM197 153V152H195ZM204 153V152H203ZM210 153V152H208ZM99 154V153H98ZM192 154V153H190ZM194 154V152H193ZM214 154V153H213ZM216 154V153H215ZM170 155V154H169ZM168 155V156H169ZM189 155V154H188ZM99 156V155H97ZM145 156V155H143ZM147 156V155H146ZM158 156V155H157ZM184 156V157H183ZM199 156V155H198ZM197 156V158H199ZM213 156V155H212ZM123 157L125 159H123ZM132 157V156H131ZM140 157V156H139ZM188 157V156H187ZM192 157V156H191ZM210 157V155L208 156ZM207 157V158H208ZM238 157V156H237ZM236 157V158H237ZM146 158V157H145ZM190 158V157H188ZM212 158V157H211ZM227 158V157H226ZM84 159V158H83ZM151 159V157L149 158ZM148 159V160H149ZM160 159V158H159ZM158 159V160H159ZM196 159V157H195ZM200 159V158H199ZM228 159V158H227ZM232 159V158H231ZM238 159V158H237ZM250 159V158H249ZM254 159V158H253ZM95 160V159H94ZM156 160V159H155ZM188 161H190L189 159H187ZM192 160V158H191ZM194 160V159H193ZM198 162V159H196ZM201 160V159H200ZM256 160V159H255ZM137 161V160H136ZM169 161V160H168ZM186 160H184L185 162ZM210 161V159H209ZM232 161V160H231ZM246 160H244L245 163ZM248 161V160H247ZM141 162V161H139ZM143 162V161H142ZM158 162V161H157ZM171 162V163H173ZM191 163H193L192 161H190ZM250 162V161H249ZM254 162V161H253ZM86 163V164H83ZM104 163V164H101ZM190 163V165H191ZM208 163V162H207ZM210 163V162H209ZM208 163V164H209ZM216 163V162H215ZM219 163V162H218ZM251 163V162H250ZM96 164H101L103 165L101 170L97 169ZM141 164V163H140ZM144 164V163H143ZM180 164V163H179ZM183 164V163H182ZM196 163L193 164V166H195ZM201 164V162L199 163V165ZM242 164V163H241ZM129 165V164H128ZM198 165V163H197ZM199 165L197 167H199ZM207 165V164H206ZM213 165V164H212ZM217 165V164H216ZM226 165V164H224ZM246 165V163L244 164ZM242 165V166H244ZM152 166V165H150ZM164 166V165H162ZM174 166V165H173ZM179 166H183V165H179ZM192 166V165H191ZM189 166V167H191ZM192 166V167H193ZM228 166V165H227ZM251 166V165H250ZM254 166V165H252ZM100 167V165H99ZM172 167V166H170ZM211 167V166H210ZM128 168V166H127ZM147 168V167H146ZM151 168V167H150ZM148 167L147 171H149L150 169ZM159 168V167H158ZM164 168V167H163ZM205 168V166H204ZM207 168V167H206ZM205 168V169H206ZM221 168V167H220ZM238 168L241 169V167L238 166ZM242 168H246V166L242 167ZM166 169V168H164ZM188 169V168H187ZM185 169V170H187ZM198 169V168H197ZM222 169V168H221ZM226 169V167H225ZM234 169V168H233ZM236 169V168H235ZM246 169H249L248 166ZM256 169V168H255ZM254 167L252 170H254ZM264 169V168H263ZM135 175H134V179H135V183L136 185H139L141 182V174L139 175V169H134ZM191 170L190 172H192L193 175V170L192 168L189 169ZM211 170V169H210ZM239 170V169H238ZM251 170V167H250ZM249 170V171H250ZM258 170V167L257 169ZM74 170H72L73 172ZM130 171V170H129ZM146 171V173H147ZM151 171V170H150ZM181 171V170H180ZM197 171V170H196ZM235 172V170H233ZM142 172V171H141ZM159 172V171H158ZM157 172V173H158ZM177 172V171H176ZM253 172V171H252ZM143 173V172H142ZM171 173V171H170ZM183 173V172H182ZM186 173H189L186 172ZM196 173V172H195ZM194 173V174H195ZM203 173V172H202ZM251 173V172H250ZM163 174V173H162ZM167 174V173H166ZM61 175V174H60ZM138 175L140 177V179L138 178ZM161 175V174H160ZM159 174H155L154 176H152V180L155 182L159 181L161 182ZM188 175V174H185ZM220 175V174H219ZM232 175V174H231ZM127 176V175H126ZM196 176V175H195ZM225 176V175H224ZM235 176V175H233ZM147 177V176H146ZM162 177V176H161ZM174 177V176H172ZM182 177V176H180ZM179 174H178V178L180 179ZM185 177V176H184ZM188 177V176H186ZM190 177V175H189ZM208 173L207 175H205V178H208ZM230 176H227L228 182H229V178ZM238 177V176H237ZM159 178L161 180H159ZM171 177H169L170 180ZM199 178V177H198ZM233 178V177H231ZM236 178V177H235ZM234 178V180H235ZM259 178V177H258ZM165 179V178H164ZM187 179V178H186ZM186 179L184 178V180L186 181ZM192 179V176H191ZM209 179V178H208ZM220 179V178H219ZM225 179V178H224ZM247 179V178H246ZM167 180V179H166ZM173 180V178H172ZM171 180V182H172ZM193 180V179H192ZM203 180V179H202ZM233 179H231L230 181L232 182ZM238 180V178L236 179ZM99 181V182H98ZM128 181V180H127ZM143 181V180H142ZM165 181V180H164ZM168 181V180H167ZM176 182H178L177 180H175ZM183 181V179H182ZM188 182L190 180H187ZM206 181V180H205ZM215 181L218 182V180L216 179ZM220 181V180H219ZM222 181V180H221ZM258 181V180H257ZM260 181V180H259ZM170 182V183H171ZM174 182V180H173ZM187 182V183H188ZM191 182V181H190ZM227 182V181H226ZM227 182V183H228ZM166 183V182H165ZM182 183V182H181ZM186 183V184H187ZM221 183V182H220ZM223 183V182H222ZM221 183V184H222ZM227 189L229 187L233 188L235 185V183H233V187L232 185L229 186L231 183L229 182ZM237 183L239 184V182L237 181ZM236 183V185H238ZM258 183V182H257ZM264 183V181H263ZM131 184V183H130ZM156 184V185H155ZM154 186L155 189L158 187V184L155 183ZM163 183L161 182V185ZM169 184V183H168ZM174 184V183H173ZM185 184V183H184ZM190 184V183H189ZM215 184V183H214ZM219 184V183H217ZM50 185V184H49ZM151 185V184H150ZM200 185V183H199ZM202 185V183H201ZM200 185V186H201ZM212 185V183H211ZM220 185V184H219ZM224 185V184H223ZM259 185V183H258ZM261 185V183H260ZM93 188L96 190V192H94V196L96 198H94L91 188ZM104 186V185H103ZM117 186V185H116ZM129 186V185H128ZM131 186V185H130ZM153 186V185H152ZM152 186L150 188H152ZM163 186V185H162ZM181 186V185H180ZM179 186V187H180ZM185 186V185H183ZM222 186V185H221ZM262 186V185H261ZM264 186V185H263ZM111 187V186H110ZM114 187V186H113ZM112 187V188H113ZM123 185L121 186H117L116 188L121 190L123 189ZM172 187H175V185ZM215 188L217 187L216 184L214 186ZM244 187V186H243ZM144 188V187H143ZM142 188V191H143ZM184 188V187H183ZM193 188V187H192ZM202 188V187H201ZM201 188L198 190H201ZM223 188V187H222ZM263 188V187H262ZM109 188H107L108 190ZM129 189V188H128ZM132 189V186H131ZM130 189V190H131ZM135 189V188H134ZM137 189V188H136ZM135 189V190H136ZM153 189V188H152ZM158 189H160L158 187ZM163 189V188H162ZM161 189V190H162ZM169 189V188H168ZM220 189V188H218ZM94 190V191H95ZM106 190V191H107ZM127 190V188H126ZM126 190L123 193L124 196L126 195ZM175 190V189H174ZM195 190V189H193ZM223 190V189H222ZM226 190V189H225ZM234 191V189H231ZM109 191V190H108ZM118 191V190H117ZM122 191V190H121ZM132 191V190H131ZM148 191V189H147ZM154 190H152L151 192H153ZM177 191V190H176ZM202 191V190H201ZM198 191V193L196 192V196L197 198H200L203 195V191ZM207 191V190H206ZM213 191V190H212ZM263 191V190H261ZM102 192V191H101ZM130 192V191H129ZM128 192V193H129ZM133 192V191H132ZM130 192V194L132 193ZM135 192V191H134ZM144 192H146L144 190ZM155 192V191H154ZM160 192V191H159ZM157 191V193H159ZM164 192V191H163ZM168 191H166L165 193H167ZM170 192V191H169ZM227 192V191H226ZM235 192V191H234ZM2 193V192H1ZM161 193V192H160ZM164 193V194H165ZM219 193V192H218ZM107 194V193H106ZM114 194V193H113ZM122 194V192L120 193V195ZM129 194V195H130ZM137 193L134 194V196ZM139 194V193H138ZM144 194V193H141ZM140 194V195H141ZM150 194V193H149ZM163 194V195H164ZM176 194V193H175ZM207 194V193H206ZM220 194V193H219ZM232 194V192H231ZM239 194V192H238ZM245 194V193H244ZM117 195V194H116ZM133 194H131L130 199L132 197ZM139 195V196H140ZM155 196L157 194H154ZM159 195V194H158ZM161 195V194H160ZM171 195V194H168ZM173 195V194H172ZM225 195V194H224ZM237 195V194H236ZM109 196V195H108ZM115 197V194L113 195ZM128 196V195H127ZM142 197H144L143 195H141ZM148 196V195H145ZM227 196V195H226ZM225 196V197H226ZM235 196V195H234ZM238 196V195H237ZM236 196V197H237ZM240 196V194H239ZM239 196L237 197V199L239 198ZM243 197V195H241ZM42 197V198H41ZM46 197V198H45ZM123 197V196H122ZM142 197L139 198L142 199ZM150 197V196H149ZM147 197V198H149ZM160 196H158L159 198ZM165 197V195H164ZM172 196H170L169 198H171ZM247 197V196H246ZM101 198V197H100ZM110 199V196L107 197V201ZM113 198V197H112ZM117 198V197H115ZM118 198H120L118 196ZM128 198V197H127ZM145 198V197H144ZM146 198V199H147ZM166 198L168 199V196H166ZM227 198V197H226ZM245 198V197H244ZM262 198V197H261ZM93 200L90 202V200ZM104 199V197H103ZM121 199V198H120ZM120 199H117V201ZM125 199V198H124ZM150 200H153L151 197L149 198ZM160 199V198H159ZM162 199V198H161ZM175 199V198H174ZM220 199V198H219ZM243 199V198H242ZM246 199V198H245ZM263 199V198H262ZM15 200V199H14ZM123 200V199H122ZM134 200V198L132 199ZM148 200V199H147ZM149 200V201H150ZM154 200H157V198ZM171 200V199H170ZM201 199H198V201ZM241 200V198H240ZM249 200V199H246ZM105 201V200H104ZM124 201V200H123ZM126 201V199H125ZM124 201V202H125ZM135 201V200H134ZM138 201V200H136ZM145 201V200H144ZM143 201V202H144ZM149 201H147V206L151 205L149 204ZM167 202V200H165ZM169 201V199H168ZM250 201V200H249ZM111 202V200H110ZM116 202V200H115ZM130 204L132 203L131 201L128 200L127 203ZM146 202V201H145ZM152 202V201H151ZM155 201L152 202V204ZM163 202H164V198H163ZM162 202V203H163ZM170 202V201H169ZM226 202V201H225ZM230 202V201H229ZM17 203V202H16ZM15 203V204H16ZM64 203V201L62 202ZM80 203V202H79ZM101 203V202H100ZM107 203V202H106ZM112 203H114L112 201ZM136 203V202H135ZM141 202H139V206L142 205L140 204ZM228 203V202H227ZM249 203V202H248ZM248 203H246L245 205H247ZM61 204V203H60ZM69 204V203H68ZM77 204V203H76ZM111 204V203H110ZM117 204V203H116ZM126 204H120L123 205V207L127 206ZM129 204V206H130ZM137 204V203H136ZM144 204V206L146 205ZM149 204V205H148ZM161 204V203H160ZM168 204V203H166ZM216 204V203H215ZM79 205V204H78ZM104 205V203H103ZM113 205V204H112ZM155 205V203H154ZM152 205V206H154ZM162 205V204H161ZM194 205V204H193ZM222 205V204H221ZM226 205V204H225ZM243 205V206H245ZM255 205V203H254ZM19 206V205H17ZM118 206V204L116 205ZM125 207L126 208H129ZM133 206H137V205H132ZM156 206H160L158 205V203L156 204ZM155 206V207H156ZM164 206V205H162ZM201 206V204H200ZM203 206V205H202ZM239 206V205H238ZM249 206V205H247ZM260 206V205H259ZM258 206V207H259ZM16 207V205H15ZM105 207V206H103ZM111 207L112 206H108ZM114 207V205H113ZM122 207V206H121ZM134 207V208H135ZM143 205L140 207L142 208ZM165 207V206H164ZM170 207V206H169ZM168 207V208H169ZM172 207V206H171ZM186 207V206H185ZM222 208V206H220ZM235 207V206H234ZM22 208V207H21ZM82 208V207H81ZM101 208V207H100ZM154 208V207H152ZM158 208V207H157ZM160 208V207H159ZM167 208V207H166ZM165 208V209H166ZM188 208V207H187ZM193 208H195L193 206ZM213 208V206H212ZM215 208V206H214ZM244 208V207H243ZM80 209V208H78ZM84 209V208H83ZM105 209V208H104ZM121 211L124 210V208H120ZM119 209V210H120ZM135 209H139L138 207ZM148 209V208H147ZM199 209V208H198ZM216 209V208H215ZM15 210V209H14ZM101 210V209H99ZM111 210V209H110ZM134 210V209H133ZM145 210V209H144ZM161 210V209H160ZM159 210V211H160ZM168 210V209H166ZM200 210V209H199ZM208 210V209H207ZM217 210V209H216ZM237 210V209H235ZM240 209H238L239 211ZM247 210V209H246ZM42 211V213L40 212ZM102 211V210H101ZM100 211V212H101ZM109 211V209H107V212ZM127 211H129L127 209ZM135 211V210H134ZM151 211L150 207L149 210H147V212ZM169 211V210H168ZM202 211V210H201ZM215 211V210H214ZM242 211V210H241ZM249 211V210H248ZM29 212V213H28ZM67 213V215H64V213ZM104 212V211H103ZM103 212H101L103 214ZM113 212V213H112ZM112 214L114 215L115 211L112 210ZM117 212V211H116ZM133 212V211H132ZM171 212V211H170ZM150 213V212H149ZM148 213V214H149ZM168 214V212H166ZM190 213V212H189ZM209 213V211H208ZM44 214V213H43ZM43 214L41 216V220L43 218ZM108 214V213H107ZM117 214H119V212H117ZM116 214V215H117ZM122 213H120L121 215ZM124 214V213H123ZM130 214H134L130 213ZM129 214V216H130ZM144 214V213H143ZM147 214V213H146ZM147 214V215H148ZM155 214V213H154ZM153 214V215H154ZM165 214V213H164ZM238 214V213H237ZM104 215V214H103ZM126 215V214H125ZM149 215H152L151 213ZM158 215V212H157ZM166 215V214H165ZM197 215V214H195ZM194 215L195 218H197ZM207 215V214H206ZM212 215V214H210ZM217 215V214H216ZM221 215V214H220ZM45 216V215H44ZM122 216V215H121ZM143 216V215H142ZM155 216V215H154ZM170 216V215H168ZM219 216V215H218ZM3 217V216H1ZM47 217V216H46ZM138 217V216H137ZM141 217V216H140ZM146 217V215H145ZM164 218V215L162 216ZM161 217V218H162ZM166 217V216H165ZM193 217V216H192ZM193 217V218H194ZM237 217V216H236ZM21 218V217H20ZM88 218V217H87ZM91 218V217H90ZM102 218V217H99ZM129 218V217H128ZM133 218V217H132ZM158 218V217H157ZM160 218V217H159ZM158 218V219H159ZM24 219V218H23ZM103 219V218H102ZM101 219V220H102ZM117 219V218H116ZM138 218H136L137 220ZM169 219V218H168ZM173 219V218H172ZM171 219V220H172ZM1 220V219H0ZM39 220V219H38ZM37 220V221H38ZM99 220V219H97ZM96 220V221H97ZM118 220V219H117ZM131 220V219H130ZM135 220V217H134ZM135 220V221H136ZM147 220V219H146ZM150 221V219H148ZM157 220V219H156ZM161 220V219H160ZM167 220V219H166ZM212 220V219H211ZM43 221V220H42ZM46 221V220H45ZM48 221V220H47ZM85 221V220H84ZM83 221V222H84ZM108 221V220H107ZM134 221V222H135ZM216 221V220H215ZM25 222V221H24ZM32 223H35L36 221H31ZM44 222V221H43ZM51 222V221H50ZM100 222V221H98ZM127 222V220H126ZM131 222V221H130ZM156 224V221H154ZM173 222V221H172ZM5 223V222H4ZM89 223V222H87ZM119 223V222H118ZM124 223V221H123ZM153 223V222H152ZM170 223V222H169ZM213 223V222H212ZM216 223V222H215ZM52 224V222H51ZM65 224H67V227L65 228ZM85 225V223H83ZM101 224V223H100ZM99 224V225H100ZM104 224V223H103ZM107 224V223H106ZM111 224V223H110ZM120 224V223H119ZM122 224V223H121ZM151 224V223H150ZM217 224V223H216ZM6 225V224H5ZM24 225V224H23ZM33 225V224H32ZM149 225V224H148ZM170 225V224H169ZM167 225V227L169 226ZM257 225V224H254ZM44 226V225H43ZM83 226V227H82ZM91 226V225H90ZM109 226V224L107 225ZM133 226V225H132ZM175 226V224H174ZM215 226V225H214ZM258 226V225H257ZM13 227V226H11ZM16 227V226H14ZM56 227V226H54ZM119 227V226H118ZM121 227V226H120ZM162 227V226H161ZM160 227V228H161ZM173 227V226H172ZM110 228V227H109ZM114 228V227H113ZM166 228V227H165ZM164 228V229H165ZM256 228V227H255ZM112 229V227H111ZM115 229V228H114ZM113 229V230H114ZM162 229V228H161ZM168 229V228H167ZM166 229V230H167ZM250 230H252L251 228H249ZM15 230V229H14ZM117 230V229H116ZM195 231H197V227L196 229H194ZM258 230V229H257ZM261 231V229H259ZM8 231V230H7ZM12 231V230H11ZM119 231V229H118ZM117 231V232H118ZM163 231V229H162ZM254 231V230H253ZM60 232V231H59ZM126 232V231H125ZM145 232V231H144ZM161 232V231H159ZM158 232V233H159ZM164 232V231H163ZM173 232V231H172ZM201 232V231H199ZM205 232V231H204ZM256 232V231H255ZM58 233V232H57ZM3 234H5L3 231L0 230V246L4 249H9L8 251V255H10L12 258L10 260V258H5L0 256V264H43L44 262V258H43V253H46L45 249L40 248V250L35 251L32 250V246H28L27 244H25V242L23 243H18L16 241L10 240V242L8 241L9 238L7 237L4 241L3 239ZM111 234V233H110ZM165 234V232H164ZM174 234V233H172ZM202 234V233H200ZM245 234V233H244ZM156 235V234H155ZM166 235V234H165ZM199 235V234H198ZM84 236V235H83ZM82 236V237H83ZM112 236V234H111ZM164 236V235H163ZM174 236V235H173ZM197 237V235H195ZM77 237V236H76ZM79 237V236H78ZM114 237V236H113ZM172 237V236H171ZM207 237V236H206ZM251 237V236H250ZM85 238V237H84ZM83 238V239H84ZM156 238V237H153ZM160 238V237H159ZM164 237H162L163 239ZM168 238V237H167ZM173 238V237H172ZM195 238V237H193ZM112 239V237H111ZM200 239V238H199ZM198 239V240H199ZM208 240H210L209 238H207ZM252 239V238H251ZM260 239V238H259ZM79 240V239H78ZM88 240V239H87ZM164 240V239H163ZM169 240V239H168ZM248 240V239H247ZM254 240V238H253ZM256 240V239H255ZM261 240V239H260ZM263 240V239H262ZM171 241V240H170ZM236 241V240H235ZM106 242V241H105ZM147 242V241H146ZM199 242V241H198ZM260 242V241H259ZM112 243V242H111ZM80 244V243H79ZM170 244V243H169ZM201 244V242H200ZM208 244V243H206ZM257 244V243H256ZM77 245V244H76ZM207 246V245H206ZM209 246V245H208ZM253 246V245H251ZM200 247V246H199ZM116 248V247H115ZM134 248V247H133ZM192 248V247H191ZM248 248V245H247ZM38 249V248H37ZM199 249V248H198ZM201 249V248H200ZM206 249V247H205ZM208 249V248H207ZM156 250V249H155ZM204 250V249H203ZM208 251V250H207ZM190 252V251H189ZM201 252V250L199 251ZM209 252V251H208ZM223 252V251H222ZM155 253V252H154ZM5 254V250L4 253ZM198 254V253H197ZM196 254V255H197ZM212 254V253H211ZM7 255V254H6ZM192 255V254H191ZM201 255V254H200ZM199 255V256H200ZM195 256V255H194ZM216 256V255H215ZM8 257V256H7ZM205 258V256H203ZM209 258H211V256H208ZM214 257V255H213ZM254 257V256H253ZM19 258H21L22 260H20ZM203 258V259H204ZM218 258V257H217ZM260 258V257H259ZM16 260H20L21 263L16 262ZM160 259V258H159ZM195 259V258H193ZM206 259V258H205ZM253 259V258H251ZM250 259V260H251ZM46 260V259H45ZM220 260V259H219ZM218 260V262H219ZM254 260V259H253ZM206 261V260H204ZM212 261H210V264ZM245 262V261H244ZM252 262V261H251ZM214 263V261H213ZM220 263V262H219ZM227 263V262H225ZM246 263V262H245ZM254 263V262H253ZM69 264V263H68ZM215 264V263H214ZM221 264V263H220ZM252 264V263H251Z\"/></svg>", "mask_w": 264, "mask_h": 264}]
</instances>
